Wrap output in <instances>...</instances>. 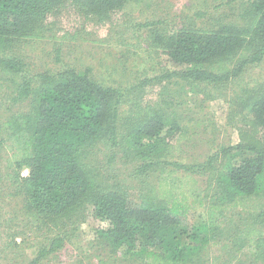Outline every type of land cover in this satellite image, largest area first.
Returning a JSON list of instances; mask_svg holds the SVG:
<instances>
[{
  "label": "trees",
  "instance_id": "trees-1",
  "mask_svg": "<svg viewBox=\"0 0 264 264\" xmlns=\"http://www.w3.org/2000/svg\"><path fill=\"white\" fill-rule=\"evenodd\" d=\"M130 1L0 0V90L26 107L0 122L3 179L23 197L31 224L53 226L27 264L58 251L86 215L101 222L98 244L144 264H264V82L241 84L246 70L264 60V0H221L214 9L236 7V18L215 28H150L168 59L189 67L139 85L173 75L217 91L237 82L228 120L239 140L196 164L183 162L186 135L170 101L122 114L124 91L97 82L89 68L29 74L17 54L21 39L42 35L49 18L67 8L107 21ZM54 53L61 62L60 47ZM96 145L109 152L108 162L118 150L135 161L143 185L99 184L90 163ZM222 241L223 258L211 252Z\"/></svg>",
  "mask_w": 264,
  "mask_h": 264
},
{
  "label": "rangeland",
  "instance_id": "rangeland-1",
  "mask_svg": "<svg viewBox=\"0 0 264 264\" xmlns=\"http://www.w3.org/2000/svg\"><path fill=\"white\" fill-rule=\"evenodd\" d=\"M221 0H131L113 12L107 21L95 17L85 18L72 8L50 19V27L37 37L21 39L17 54L25 62L29 74L45 70L89 68L91 77L104 86L124 91L119 105L126 114L136 104L143 107L168 100L181 117V127L186 137L182 143L183 162H203L208 154L220 145H235L238 134L229 117L236 108L237 82L217 91L212 86L191 85L177 76L139 85L144 78L187 69L168 59L154 41L150 28L162 34L188 26L215 28L219 22L234 21L236 7L216 4ZM208 11H207V10ZM198 10H205L204 17H196ZM155 22L150 27L139 23ZM60 47L61 62L54 59ZM264 82V60L252 65L244 73L241 84L248 88ZM193 86V87H192ZM193 89V90H192ZM4 89L0 90V122L10 114L24 111V105L9 100ZM238 103V102H237ZM238 109L240 108L237 104ZM100 146V148H99ZM91 164L99 184L125 183L141 186L142 178L135 176L137 163L125 160L118 150L112 161L101 145L91 149ZM5 154L0 156V264H27L35 251L52 236L53 226L30 223L25 216V201L9 182L3 179ZM23 175L26 170L23 169ZM133 191V190H132ZM133 195L137 197V191ZM138 200V198H137ZM140 201V200H139ZM101 222L84 216L78 229L58 251L42 259L39 264H144L140 259L127 257L121 249L98 244L97 228ZM51 228V229H49ZM71 231L68 230V233ZM224 241L211 248L212 254L227 255Z\"/></svg>",
  "mask_w": 264,
  "mask_h": 264
}]
</instances>
